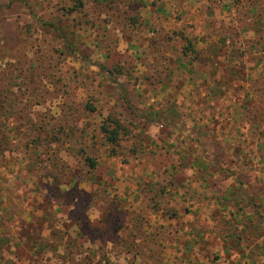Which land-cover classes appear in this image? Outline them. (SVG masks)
Here are the masks:
<instances>
[{
  "label": "rangeland",
  "instance_id": "1",
  "mask_svg": "<svg viewBox=\"0 0 264 264\" xmlns=\"http://www.w3.org/2000/svg\"><path fill=\"white\" fill-rule=\"evenodd\" d=\"M0 264H264V0H0Z\"/></svg>",
  "mask_w": 264,
  "mask_h": 264
},
{
  "label": "trees",
  "instance_id": "2",
  "mask_svg": "<svg viewBox=\"0 0 264 264\" xmlns=\"http://www.w3.org/2000/svg\"><path fill=\"white\" fill-rule=\"evenodd\" d=\"M110 124H113V127L110 128ZM101 131L105 135V139L109 141L111 144L115 145L117 142V139L120 137V131L122 126L116 122L115 120H112V118H109L106 122H103L100 126ZM86 162L88 163V166L93 168L95 167V161L91 158H85ZM225 197V200L229 199L228 195H223ZM228 204H226L225 207H227ZM223 207V208H225ZM229 207L232 209L233 207H236V204L229 205Z\"/></svg>",
  "mask_w": 264,
  "mask_h": 264
}]
</instances>
